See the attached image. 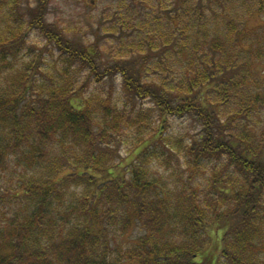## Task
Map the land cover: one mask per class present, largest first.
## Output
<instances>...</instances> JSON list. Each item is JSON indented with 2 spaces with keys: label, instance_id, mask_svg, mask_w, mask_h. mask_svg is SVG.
<instances>
[{
  "label": "trees",
  "instance_id": "obj_1",
  "mask_svg": "<svg viewBox=\"0 0 264 264\" xmlns=\"http://www.w3.org/2000/svg\"><path fill=\"white\" fill-rule=\"evenodd\" d=\"M50 1H37L30 24L60 49L62 71L86 70L98 83L119 76L128 100L120 109L81 96L73 78L45 67L43 51L19 60L22 35L8 25L11 34L0 37V179L12 184L0 185V264H264V122L253 121L264 91L253 89L249 57L230 53L238 22L202 44L169 38L157 58L136 63L44 21ZM175 119L190 120L193 131L177 133ZM126 129L138 151L130 163L118 148ZM155 159L169 173L155 171ZM135 224L142 233L130 246L111 245L109 235Z\"/></svg>",
  "mask_w": 264,
  "mask_h": 264
},
{
  "label": "rangeland",
  "instance_id": "obj_2",
  "mask_svg": "<svg viewBox=\"0 0 264 264\" xmlns=\"http://www.w3.org/2000/svg\"><path fill=\"white\" fill-rule=\"evenodd\" d=\"M37 1L21 0L23 4L20 6L19 3L18 9H12L7 1L0 0V37L11 34L8 25H14L17 35H22L23 41L17 50L19 60L22 56L23 60H31L36 53L43 51L42 62L45 67L61 78H73L77 86L83 88L81 96L89 97L95 94V101L98 99V102L123 109L128 98L120 93L119 76L98 83L95 79L87 77L86 70L73 68L68 72L62 71L65 64L60 49L48 43L40 31L30 24L31 9L36 6ZM43 19L62 27L64 34L77 42H96L105 56L127 55L134 58L136 63L143 60L142 57L151 58L162 53V42L169 38L182 40L190 37L202 44L213 33H226L227 21L234 19L239 26L234 35L239 47L230 53L234 56L241 51L244 56L249 57L253 70L251 77L256 75L259 78V83L255 82L253 89L264 91V0H187L186 3H177L176 0H51ZM143 40H146L147 44L142 45L145 49L140 57L139 44ZM246 50L248 51L245 52ZM178 59L179 56L171 52L169 61L174 68L178 65ZM149 62L151 63V59ZM143 101L140 104L151 109L152 102ZM175 120L173 127L177 133L185 132L186 129L193 131L190 120ZM253 121L264 122V106L253 115ZM133 136L134 133L126 129L120 138L118 148L122 163H130L136 158L138 151H130L132 139L135 138ZM11 153L10 150L9 162L13 166L15 157ZM160 163L158 159L154 160V170L159 173L167 171L168 169ZM5 176L0 179L1 186L12 184L11 178ZM139 227L135 224L125 233L109 235L108 239L113 243L111 245L120 250L130 246V241L142 233ZM110 228L115 232L120 226ZM0 249L3 250L2 242ZM262 255L264 256V251Z\"/></svg>",
  "mask_w": 264,
  "mask_h": 264
}]
</instances>
